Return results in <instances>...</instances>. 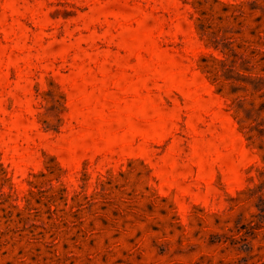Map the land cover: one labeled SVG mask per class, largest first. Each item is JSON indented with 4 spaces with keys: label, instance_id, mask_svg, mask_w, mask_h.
<instances>
[{
    "label": "rangeland",
    "instance_id": "rangeland-1",
    "mask_svg": "<svg viewBox=\"0 0 264 264\" xmlns=\"http://www.w3.org/2000/svg\"><path fill=\"white\" fill-rule=\"evenodd\" d=\"M0 264H264V0H0Z\"/></svg>",
    "mask_w": 264,
    "mask_h": 264
}]
</instances>
